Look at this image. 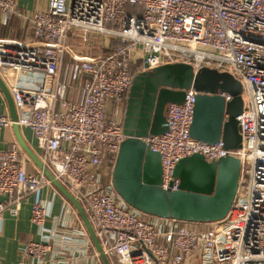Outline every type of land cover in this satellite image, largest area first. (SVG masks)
I'll return each mask as SVG.
<instances>
[{"label": "built area", "instance_id": "obj_1", "mask_svg": "<svg viewBox=\"0 0 264 264\" xmlns=\"http://www.w3.org/2000/svg\"><path fill=\"white\" fill-rule=\"evenodd\" d=\"M20 1L0 0L2 23ZM31 27L29 40L0 36V77L17 111L15 119L0 113V127H29L42 150V166L32 171L18 147L0 150V227L5 211L17 215L34 195L31 219L40 239L26 241L22 257L32 264H104L101 254L110 264H264V0H48ZM75 30L101 32L114 44L79 52L71 43ZM177 61L195 71H229L248 95L237 116L241 148L192 137L194 88L183 103L167 105L164 133L143 138L161 154V185L170 190L179 188L174 169L183 157H240L237 194L226 217L214 222L144 213L112 181L128 137L123 116L134 76ZM46 168L83 206L100 251L66 195L54 189L43 197V188L54 185ZM57 194L62 206L55 214ZM65 211L77 216L75 225Z\"/></svg>", "mask_w": 264, "mask_h": 264}, {"label": "water", "instance_id": "obj_2", "mask_svg": "<svg viewBox=\"0 0 264 264\" xmlns=\"http://www.w3.org/2000/svg\"><path fill=\"white\" fill-rule=\"evenodd\" d=\"M0 86L15 119L13 99L1 78ZM190 88L197 91L190 127L192 137L207 143L222 140L228 149L242 147L237 119L244 108L242 82L229 71L217 68L202 67L195 71L188 62L165 63L134 76L123 116L128 137L120 145L112 181L126 202L144 213L191 222H214L226 217L237 194L242 170L240 157L228 154L211 161L198 153L183 157L174 169V175L180 179L179 188L170 190L161 185V154L143 139L168 129L167 105L183 103ZM222 92L232 98L226 100ZM14 127L17 129L18 125ZM36 161L42 166L39 159ZM45 173L76 206L100 251V242L81 203L49 169ZM101 258L104 264H110L105 254Z\"/></svg>", "mask_w": 264, "mask_h": 264}, {"label": "crops", "instance_id": "obj_3", "mask_svg": "<svg viewBox=\"0 0 264 264\" xmlns=\"http://www.w3.org/2000/svg\"><path fill=\"white\" fill-rule=\"evenodd\" d=\"M47 7L48 0H21L18 10L11 15L6 24L1 22L2 17L0 15V36L29 40L32 35L31 19L34 13ZM0 113L11 115L8 98L1 86ZM12 147L19 148L21 162L25 164L28 171L38 169L40 165L36 159L41 161L42 150L29 127L20 125L17 129L14 125L0 127V150ZM54 189L59 190L55 185L52 187L45 186L42 190L43 197H51ZM33 199L34 195L28 196L23 201L17 215H12L9 211L4 212L3 225L0 227V264H32L27 258L22 257V248L26 241L40 239L38 228L31 219ZM61 206L62 198L61 195L57 194L53 208L55 214L61 211ZM63 216L71 220L73 225L77 223L78 219L74 213L65 211ZM47 224L48 227L53 226L51 221H48Z\"/></svg>", "mask_w": 264, "mask_h": 264}, {"label": "rangeland", "instance_id": "obj_4", "mask_svg": "<svg viewBox=\"0 0 264 264\" xmlns=\"http://www.w3.org/2000/svg\"><path fill=\"white\" fill-rule=\"evenodd\" d=\"M73 47L79 52L99 53L108 50L114 43L107 40V36L101 32L75 30L71 37ZM247 94L244 90L243 97L247 101ZM248 176V174H246Z\"/></svg>", "mask_w": 264, "mask_h": 264}, {"label": "trees", "instance_id": "obj_5", "mask_svg": "<svg viewBox=\"0 0 264 264\" xmlns=\"http://www.w3.org/2000/svg\"><path fill=\"white\" fill-rule=\"evenodd\" d=\"M115 42V41H114Z\"/></svg>", "mask_w": 264, "mask_h": 264}]
</instances>
